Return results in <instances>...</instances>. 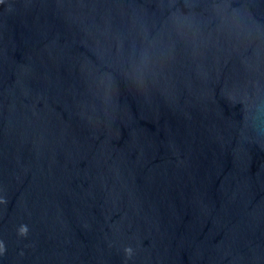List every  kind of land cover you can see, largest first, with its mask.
Returning a JSON list of instances; mask_svg holds the SVG:
<instances>
[{"label":"water","instance_id":"obj_1","mask_svg":"<svg viewBox=\"0 0 264 264\" xmlns=\"http://www.w3.org/2000/svg\"><path fill=\"white\" fill-rule=\"evenodd\" d=\"M0 199V264H264V0H0Z\"/></svg>","mask_w":264,"mask_h":264},{"label":"clouds","instance_id":"obj_2","mask_svg":"<svg viewBox=\"0 0 264 264\" xmlns=\"http://www.w3.org/2000/svg\"><path fill=\"white\" fill-rule=\"evenodd\" d=\"M0 203H6V201L0 199ZM28 231H29V229H28L27 225H21L18 228V235L21 237H26L28 234ZM3 251H5V247H4L3 242H0V252H3ZM124 252H125L126 256L129 258L133 255V250L131 247H126L124 249Z\"/></svg>","mask_w":264,"mask_h":264}]
</instances>
